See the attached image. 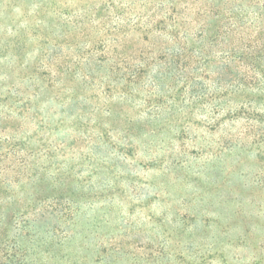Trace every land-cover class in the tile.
Listing matches in <instances>:
<instances>
[{
    "label": "rangeland",
    "instance_id": "1",
    "mask_svg": "<svg viewBox=\"0 0 264 264\" xmlns=\"http://www.w3.org/2000/svg\"><path fill=\"white\" fill-rule=\"evenodd\" d=\"M106 2L0 0V90L6 75L28 90L59 82L57 66L69 69L61 85L73 96L56 92L60 101L41 102L49 125L38 138L52 144L53 172L76 168L83 182L77 193L111 192L110 204L94 205L98 224H90L95 210L84 208L71 226L80 235L65 251L69 264H264V154L251 146L241 124L220 131L199 125L207 116L190 114L181 101L158 107L150 87L135 100H121L83 84V7L99 10ZM87 40H95L94 31ZM46 68L52 73L45 81L24 82ZM98 128L108 130L115 143L117 156L108 160L116 174L102 168L93 175L95 160L112 152L102 147Z\"/></svg>",
    "mask_w": 264,
    "mask_h": 264
},
{
    "label": "trees",
    "instance_id": "2",
    "mask_svg": "<svg viewBox=\"0 0 264 264\" xmlns=\"http://www.w3.org/2000/svg\"><path fill=\"white\" fill-rule=\"evenodd\" d=\"M94 7H83V84L121 100H135L150 87L158 107L181 101L190 114L198 110L207 116L199 125L220 131L241 124L251 146L264 154V0H107L99 10ZM92 31L95 40H87ZM57 70L59 82L32 84L28 90L6 75L0 90V264H69L65 251L80 235L71 226L84 208L109 203L111 192L90 197L76 192L83 182L75 167L53 172L52 144L38 138L49 125L41 102L73 96L61 85L70 70ZM48 72L40 75L36 69L24 82L45 81ZM98 131L102 147L112 152L95 160L93 175L102 168L116 174L108 160L117 156L115 143L108 130ZM129 147L133 156L134 144ZM94 210L91 225L99 223Z\"/></svg>",
    "mask_w": 264,
    "mask_h": 264
}]
</instances>
